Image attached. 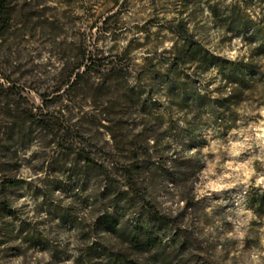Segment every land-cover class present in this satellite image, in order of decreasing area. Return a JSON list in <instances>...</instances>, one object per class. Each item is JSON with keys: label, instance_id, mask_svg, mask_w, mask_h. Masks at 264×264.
Segmentation results:
<instances>
[{"label": "rangeland", "instance_id": "1", "mask_svg": "<svg viewBox=\"0 0 264 264\" xmlns=\"http://www.w3.org/2000/svg\"><path fill=\"white\" fill-rule=\"evenodd\" d=\"M8 18L0 23V264H83L103 242L100 219L116 212L110 193L128 187L124 166L135 157L151 160L130 196L141 190L189 236L176 264H264V184H256L264 105L245 102L225 131L189 100L192 90L216 95L217 68L199 58L173 68L185 51L174 32L180 20L211 57L236 52L264 65L257 42L234 28L240 19L264 27V0H11ZM238 142L244 150L230 155ZM88 155L112 167L109 190ZM177 155L197 157V172L173 179ZM248 161L253 174L237 182L235 167ZM221 176L233 186L206 188ZM7 178L20 183L4 187ZM120 220L133 223L130 214ZM106 240L142 262L127 243Z\"/></svg>", "mask_w": 264, "mask_h": 264}, {"label": "trees", "instance_id": "2", "mask_svg": "<svg viewBox=\"0 0 264 264\" xmlns=\"http://www.w3.org/2000/svg\"><path fill=\"white\" fill-rule=\"evenodd\" d=\"M11 0H0V23L8 22V8ZM233 10L240 14L241 7L236 5ZM239 16V15H236ZM234 28L248 32V38L257 42L255 50L264 52V27L255 25L252 19L235 21ZM5 25V24H4ZM177 37L183 41L184 53L174 58L173 68L177 67L179 61H188L199 58L203 65H214L218 71V85L213 89L216 95H199L193 90L191 102L196 109H204L210 113L213 121L225 131L237 126L239 120V108L247 101L253 100L260 106L264 105V65H259L254 57L248 60L244 58L232 59L229 57H211L210 51L205 48L190 32L186 22L180 20L174 30ZM255 118V117H251ZM35 122L45 129H54L57 123L52 119L34 118ZM193 130V129H191ZM150 155L149 149L146 150ZM138 156V155H137ZM86 165L90 169L98 170L107 180L110 181L112 167L109 163L98 162L94 157H85ZM151 158L135 157L124 166V175L127 179V188L113 190L116 195L109 203L115 206V213H107L100 219L102 232L110 240H119L120 243H127L128 247L142 262L132 261L115 249L112 243L102 237L103 242L94 243L87 253V259L83 264H176L179 252L183 253L189 246V236L180 227L176 220L164 214L154 201L149 199L141 190L138 199L131 197V192L138 188L136 176L147 170V163ZM180 163V164H177ZM197 157H185L177 155L170 163L173 179L185 178L188 174H195L199 169ZM186 179V178H185ZM19 179L7 178L4 180V187L16 186ZM111 183L106 189L111 188ZM145 192V191H144ZM109 195V194H108ZM264 202V196L261 197ZM134 200L133 203L128 201ZM127 203V206L119 209L117 202ZM4 210H11V205L6 201L3 204ZM262 215L263 211L257 212ZM130 214L133 223L122 222L121 216ZM1 217V215H0ZM122 252V251H121ZM174 254V255H173Z\"/></svg>", "mask_w": 264, "mask_h": 264}, {"label": "clouds", "instance_id": "3", "mask_svg": "<svg viewBox=\"0 0 264 264\" xmlns=\"http://www.w3.org/2000/svg\"><path fill=\"white\" fill-rule=\"evenodd\" d=\"M235 44L237 46H239L240 44V41L239 40H236L235 41ZM164 47L166 48H170L171 47V44H165ZM160 51H163V48L160 49ZM230 57L232 59H236V52H231L229 53ZM181 125L183 126L184 122L181 121L180 122ZM264 123V122H262ZM261 138L259 139V143L264 146V132H262L260 134ZM250 147V145H249ZM245 148V144L244 143H233L230 147V151H229V154L232 155V156H239L240 155V152L243 151ZM210 149H205V151H209ZM214 150V149H213ZM256 157H254L255 159ZM214 167V165H213ZM226 168L228 169H232L233 168V163L229 162L225 165ZM209 171H211V167L209 168ZM234 171L237 173V182L240 181V180H243L244 178H248V177H251V175L253 174V169L251 168V161H248L247 163H244V164H239L235 167ZM240 173H242V176L240 175ZM205 175H207V173H205ZM225 175H231V173H226ZM225 179V176H221L219 178V181H213V182H209L207 185H206V188L208 189H212L214 191H219L220 189H223V188H230L233 186V183H222L220 181H223ZM256 184L259 186L261 184H264V176H261L259 177L257 180H256ZM200 194L202 195L203 194V191L200 192ZM253 259H256V257H253Z\"/></svg>", "mask_w": 264, "mask_h": 264}]
</instances>
